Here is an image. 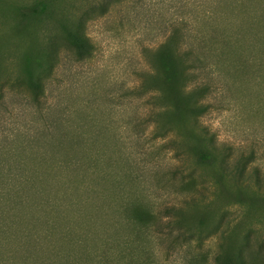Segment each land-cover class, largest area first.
<instances>
[{"label": "rangeland", "instance_id": "obj_1", "mask_svg": "<svg viewBox=\"0 0 264 264\" xmlns=\"http://www.w3.org/2000/svg\"><path fill=\"white\" fill-rule=\"evenodd\" d=\"M105 3L0 0V264H131L127 205L154 214L134 264H215L220 245L264 264V0ZM81 23L83 59L67 41ZM173 35L203 59L186 90L205 95L170 88ZM196 102L262 187L223 173ZM174 206L193 240L167 224Z\"/></svg>", "mask_w": 264, "mask_h": 264}, {"label": "trees", "instance_id": "obj_2", "mask_svg": "<svg viewBox=\"0 0 264 264\" xmlns=\"http://www.w3.org/2000/svg\"><path fill=\"white\" fill-rule=\"evenodd\" d=\"M107 1L103 7V11H107ZM69 44L74 47L76 54L79 58L83 59L87 57L91 51H92V45L89 41L88 36L84 33L83 29V23H81L75 32L72 33L69 39ZM169 44H172L175 47L174 50V56H175V62H173L169 57H165V54L163 52L164 46H169ZM160 53L164 56L162 59V68H164L167 72V81L170 83V88L175 91L176 99L182 97L184 94H188L191 97L195 98L194 96L197 94H203L206 93V88H198V89H192L191 91L186 90V85L189 81H191L192 77L191 75H194L195 73L192 72V69H199L203 66V59L201 56H199L194 51H191L190 49H182L181 41L179 35H173L171 36L166 44L160 46ZM181 67V70H180ZM194 77V76H193ZM186 92V93H185ZM196 106L193 108L192 116L194 117V120L196 123H198V129L201 132V134L204 137L205 142L209 145L211 149V153L215 155L216 161L219 162L220 169L223 171L224 174L227 176L233 177L240 181L241 184H245L248 182H251L254 180L261 186V172L258 169H253V171H248V160L241 157H234L231 149L229 147H222L217 143L215 140L214 135L205 127H202L200 124V118L202 114L206 113L208 111V106L203 105L200 102L195 103ZM156 115V114H155ZM154 114L150 115V119L153 122V124L157 121H159V116H155ZM161 115V114H160ZM158 118V119H157ZM158 130V131H157ZM157 131L158 136H164L166 132L162 131V128L155 130ZM219 158V159H218ZM200 193H204L205 190L202 188L199 190ZM3 196V195H1ZM191 202L189 205L196 204L201 202V200L197 199L196 196H191ZM130 206H124L123 211H121L122 216L129 222V225L133 228H138L136 230L134 229L135 235L137 236V240L133 241L129 247L127 248L129 251V258L131 264H134L135 262V256L137 254H145L146 251H144V248L140 244L142 240V235L146 234L142 228H140V225L148 226L151 223V217L154 215L151 210L150 211H143V210H137L134 212H129ZM183 208H177V207H169L166 209V215L168 216L167 224L170 227H181V236L187 237L189 240H193L195 238V235H191L189 230L185 228L182 224V216H183ZM133 214V215H132ZM201 233V232H200ZM199 234V233H198ZM223 235V234H222ZM198 238H202L199 234ZM224 238V235H223ZM246 247H248V243H246ZM111 251H104L103 255L105 259L107 260L106 264H110L112 262L110 255H112ZM102 256V255H101ZM110 257V258H109ZM256 254H251L246 252L245 249L241 248L237 252V262L235 264H253L255 260ZM215 264H232L231 261L224 256L223 253V245H220V251L215 257ZM255 264V263H254Z\"/></svg>", "mask_w": 264, "mask_h": 264}]
</instances>
